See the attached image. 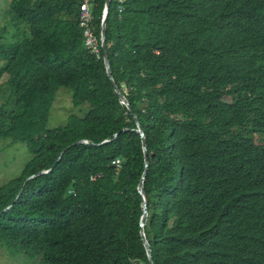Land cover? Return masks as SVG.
I'll return each instance as SVG.
<instances>
[{
  "label": "trees",
  "instance_id": "obj_1",
  "mask_svg": "<svg viewBox=\"0 0 264 264\" xmlns=\"http://www.w3.org/2000/svg\"><path fill=\"white\" fill-rule=\"evenodd\" d=\"M105 2L93 6L100 43ZM80 10L12 0L7 11L21 38L0 44L14 103L0 107V141L31 159L0 187V246L42 264H150L142 140L102 49L85 47ZM107 50L146 138L154 263L264 264V0H112ZM61 89L88 110L50 130Z\"/></svg>",
  "mask_w": 264,
  "mask_h": 264
},
{
  "label": "rangeland",
  "instance_id": "obj_2",
  "mask_svg": "<svg viewBox=\"0 0 264 264\" xmlns=\"http://www.w3.org/2000/svg\"><path fill=\"white\" fill-rule=\"evenodd\" d=\"M12 0H0V31L7 27L8 33L0 40V44H10L21 38L18 30L9 24L7 11ZM10 25V26H9ZM5 78H0V107L8 106V113L14 111V103L11 100L10 89L6 85ZM88 110V106L78 109L72 104V92L59 90L55 96L52 106L48 129H56L65 126L71 116H82ZM31 159L27 147L23 144H12L10 141H0V187L17 179L26 163ZM0 264H42L39 258L31 260L28 258H12L6 249L0 246Z\"/></svg>",
  "mask_w": 264,
  "mask_h": 264
},
{
  "label": "water",
  "instance_id": "obj_3",
  "mask_svg": "<svg viewBox=\"0 0 264 264\" xmlns=\"http://www.w3.org/2000/svg\"><path fill=\"white\" fill-rule=\"evenodd\" d=\"M111 4H112V0H106L103 15H102V24H101V48H102V51L104 54V63L106 66L107 74H108V77H109V79L113 85L114 91H115L116 95L119 97L122 105L125 106L127 108V110L133 115L135 124L137 126L136 132L141 137V140H142L143 153H144V158H145V170H144V173L141 177V181H140L139 187H138V192L141 196V206H142V213H143L141 220H140V228H141L140 234H141L143 245H144L146 253H147L148 260H149L150 264H155L153 261V258H152V253H151V249L149 246V241H148L146 233H145V227H146L147 222H148V200H147V195H146V191H145V181H146L147 168H148L146 138H145L144 131L140 125L138 118L133 113L131 105L129 104V102L125 98V96L122 94L120 89L118 88V85L115 82L114 77L112 75V70H111V65H110V60H109V55H108V50H107V25H108V16H109V10L111 8ZM107 143L108 142H105L104 144H107ZM80 144H85V143L84 142H77L75 144V146H78ZM104 144H102V145H104ZM46 172H48V170H42V171H39L38 173H36L35 175H39V174L46 173ZM35 175L33 174V175L28 176L27 179L25 180V182L32 179V177ZM75 185H76V182L73 181L65 189L64 197H63L65 200L71 198L74 195Z\"/></svg>",
  "mask_w": 264,
  "mask_h": 264
},
{
  "label": "built area",
  "instance_id": "obj_4",
  "mask_svg": "<svg viewBox=\"0 0 264 264\" xmlns=\"http://www.w3.org/2000/svg\"><path fill=\"white\" fill-rule=\"evenodd\" d=\"M79 24L83 32L85 47L98 58L101 55V43L95 32L93 6L95 0H80ZM120 163V160L117 161Z\"/></svg>",
  "mask_w": 264,
  "mask_h": 264
},
{
  "label": "bare ground",
  "instance_id": "obj_5",
  "mask_svg": "<svg viewBox=\"0 0 264 264\" xmlns=\"http://www.w3.org/2000/svg\"><path fill=\"white\" fill-rule=\"evenodd\" d=\"M102 52V51H101Z\"/></svg>",
  "mask_w": 264,
  "mask_h": 264
}]
</instances>
